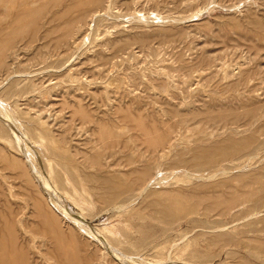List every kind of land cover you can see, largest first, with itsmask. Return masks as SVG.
I'll list each match as a JSON object with an SVG mask.
<instances>
[{
  "label": "rangeland",
  "instance_id": "374dc122",
  "mask_svg": "<svg viewBox=\"0 0 264 264\" xmlns=\"http://www.w3.org/2000/svg\"><path fill=\"white\" fill-rule=\"evenodd\" d=\"M51 10L41 31L34 23L23 32L28 22L0 16V135H7L0 136V246L20 264H264V148L203 175L171 168L174 153L166 154L160 177L168 185L160 189L189 190L211 174L207 184L223 180L197 194L206 198L200 215L171 224L148 196L110 204V191L103 194L104 181L119 175L124 187H140L146 160L164 145L188 152L234 130L248 133L225 126L264 113V0H103L72 11L60 42L67 23L53 22ZM42 178L60 180L55 191L65 207Z\"/></svg>",
  "mask_w": 264,
  "mask_h": 264
},
{
  "label": "bare ground",
  "instance_id": "6f19581e",
  "mask_svg": "<svg viewBox=\"0 0 264 264\" xmlns=\"http://www.w3.org/2000/svg\"><path fill=\"white\" fill-rule=\"evenodd\" d=\"M65 1L67 2L68 0H6V1H4V0H0V5H1V7H0V16H5V15H7V17H5V19H7V21L9 20V21H18V22H28V24H26V25H24V30H23V32H25V31H27L26 30V28H28V26H30V25H33L34 23H36V27H37V29H39L40 30V21L42 20V18H43V15L45 14V13H47V11H49L50 12V9H52L51 11L54 13V18L52 19V18H49V20L50 19H52L53 20V22L55 21V22H60L61 23V21L63 22L67 17H68V15L71 13H74V12H72V11H74V10H77L78 9V7H83L84 6V4H90V5H94V6H100L102 3H103V0H87L86 2H85V0H70L69 2L71 3V5H66V3H65ZM108 1V0H107ZM68 2V3H69ZM67 3V4H68ZM69 3V4H70ZM109 4V3H108ZM107 5V4H106ZM50 6L52 7V8H50ZM109 6V5H108ZM54 9H55V11H56V9H59V11H54ZM85 10V9H84ZM81 11H83V10H81ZM77 12V11H76ZM51 13V12H50ZM52 13V14H53ZM78 13V12H77ZM99 13V12H98ZM92 15V14H91ZM94 15V14H93ZM71 16V15H70ZM69 16V17H70ZM72 16H73V14H72ZM79 16V15H78ZM81 16V15H80ZM85 16V15H84ZM68 17V18H69ZM74 17V16H73ZM92 17H94V16H92ZM4 18V17H3ZM77 18V17H76ZM80 18V17H79ZM96 18V17H95ZM75 19V18H74ZM94 19V18H93ZM48 19H47V23H48V21H49ZM69 20V19H68ZM68 20H66L67 22H63L62 23V25L63 24H66L67 23V25H66V27H64L63 29H61V31H62V36L60 35V38L58 39V42H60V41H66L67 40V38H68V36H69V33L67 32V31H69V29H70V27H71V22H73L72 20H70V21H68ZM51 21V20H50ZM82 21V20H81ZM91 21V20H90ZM93 21V20H92ZM75 23H76V21H74ZM88 22H89V18H88ZM59 23V25L58 26H61V24ZM80 23V22H79ZM46 24V23H45ZM51 25V24H50ZM52 25H54V24H52ZM83 25V24H82ZM86 25H88V24H86ZM45 27H46V25H44ZM57 26V27H58ZM43 27V26H42ZM48 27V26H47ZM50 27V26H49ZM51 28H53V26L51 27ZM50 28V29H51ZM59 28H62V27H59ZM45 29V28H44ZM49 29V28H48ZM46 30V32L45 33H47V31H50V29L49 30ZM52 30V29H51ZM74 30V29H73ZM41 31V30H40ZM53 31V30H52ZM60 31V32H61ZM75 31V30H74ZM76 33H77V31H76ZM40 34V33H39ZM38 34V35H39ZM59 35V34H58ZM43 37H44V35H42ZM50 36V32L49 33H47L46 35H45V39H47V42H48V40L50 41V39L52 40V38H50L49 37ZM75 36H76V34H75ZM78 36V35H77ZM16 37H17V39H27V38H25V36L24 35H22V34H20L19 32L17 33V35H16ZM52 37V36H51ZM58 37V36H57ZM74 37V36H73ZM125 37H127V36H125ZM136 37V36H135ZM28 38L30 39V38H32V35H29L28 36ZM50 38V39H49ZM75 38V37H74ZM132 38V37H131ZM136 38H138V37H136ZM56 39V38H55ZM73 40V39H72ZM132 40V39H131ZM123 41H124V39H123ZM46 42V43H47ZM71 42V41H70ZM14 43V42H13ZM12 43V44H13ZM45 43V44H46ZM54 44V43H53ZM135 44H137L136 42H135ZM55 45V44H54ZM53 45V46H54ZM70 45V44H69ZM63 46L64 45H62L61 47L63 48ZM118 46H120V45H118ZM13 47V46H12ZM25 47V46H24ZM122 47V46H121ZM124 47V46H123ZM64 49V48H63ZM117 49V48H116ZM118 50V49H117ZM64 52V51H63ZM38 54V53H37ZM99 54V53H98ZM102 59H104V57L102 58ZM2 67V66H1ZM5 69V68H4ZM69 69V68H68ZM71 71V70H70ZM64 75V74H63ZM13 83V82H12ZM15 84V83H14ZM14 84H12V85H10L11 86V88H14ZM10 88V87H9ZM10 88V89H11ZM16 89V88H15ZM9 90V89H8ZM8 90H6V91H8ZM16 91V90H15ZM14 94H12V96H13ZM8 96V95H7ZM10 96V95H9ZM6 97V96H5ZM264 111V110H263ZM3 112V111H2ZM263 113V112H262ZM2 116V115H1ZM2 119V118H1ZM3 119H4V117H3ZM73 120V119H72ZM7 121H9V120H7ZM74 121V120H73ZM1 122V121H0ZM221 122H223V121H221ZM3 123V122H2ZM2 123H0V124H2ZM6 123H10V122H6ZM218 122H216L215 120H214V124L216 125ZM38 124V123H37ZM37 124L36 125H32V126H35V127H32V126H30V128H31V130H32V128H36V126H37ZM10 125H11V123H10ZM227 126H229V128H233L232 126H237V127H240V128H242L243 126L245 127V129H246V131L248 132L246 135H241V136H236V134L239 132H235V130H234V132L232 133V134H227V135H229L226 139L224 138V136L225 135H222V137L224 138V140H222L221 139V141H215V143H209L208 145L207 144H199V145H197L196 146V144H195V148L193 149V147H191L192 148V151H191V148H188V149H190V151L188 150V152H185L184 150H181L180 151V149L179 150H176L175 148V145H164L162 148H161V150L159 149L158 151H154L153 152V154L151 155V159L149 160L148 159V157L150 158V154H149V156L147 157V158H145V159H148L149 161L147 162V160H146V162H145V164L146 163H148V164H146L145 166H144V169L142 170L141 169V173L139 174V176H138V182H139V185L141 184V186L139 187L138 185H131V186H128V185H126V187H124L123 186V184H122V182L123 181H125V180H127V179H125V178H120V175H119V178H118V176L117 177H111V174L110 175H103V178H104V176H110L111 178L109 179V180H105L104 181V186L105 187H107V188H105V189H107L105 192H103V194L105 193L106 194V192H108V191H110V197H108V196H106L105 198H107L108 200H109V202H110V204H112V203H124V202H126L127 203V201H131L132 202V200H137V198H139V197H145V196H148V197H146V199H147V205H149L151 208H153L152 210L155 212V214H157V215H159V216H161V218L163 219V221H165L167 224H171V223H173L174 221H176V219H179V218H182L185 214L186 215H188V214H193V213H197L198 214V212H199V207H202L203 205H204V203H205V201H206V198H204V197H199L197 194H199V193H202V192H207V191H210V190H215V189H218V188H220V187H222L223 186V180L222 181H220V182H213V183H211V184H207L208 183V180L210 179V178H212V174L210 175V177L209 178H206L205 180H206V182H202V183H200L199 184V182H198V184L197 185H195L193 188H191V189H189V190H182V189H180V190H172V188L174 189V187H165V188H167V189H165V188H161L160 189V187H163V186H167L168 185V183L165 181V177H164V180L160 177V171L162 170V167H163V163L162 162H165L164 160V158H166V154L168 155V153H174L171 157L173 158V160H172V162H171V164H169V162H168V159L166 160L167 162V164H169V166L170 165H175L176 167H177V165H180V166H182V168L184 167V168H189V169H191L192 171H194L195 172V174H198V175H203V173L204 172H206L208 169H213V168H216V169H218L219 167H217V166H220V165H222L223 164V162H237V161H239L240 159H242V158H244V157H248V158H251L252 156H254V155H258V152L262 149V148H264V113L263 114H260V112H251V113H248L247 115H245V117H244V119L243 118H237L234 122H232L231 124H226V128H227ZM231 126V127H230ZM242 126V127H241ZM0 127H2V126H0ZM225 127H224V129H225ZM236 127V128H237ZM4 128V127H3ZM29 128V129H30ZM38 128H40V127H38ZM0 129H2V128H0ZM5 129V128H4ZM28 129V130H29ZM43 129V128H42ZM41 129V130H42ZM228 129V128H227ZM245 129H243V130H245ZM3 130V129H2ZM6 130H8L7 128H6ZM5 130V131H6ZM33 130H35V129H33ZM33 130L31 131V132H33ZM40 130V129H39ZM38 130V131H39ZM221 130V129H220ZM226 130V129H225ZM229 130V129H228ZM239 130H242V129H239ZM242 130V131H243ZM5 131H3V133L5 132ZM13 131V130H12ZM30 131V130H29ZM36 131V130H35ZM97 131H99V130H97ZM9 132V131H8ZM241 132V131H240ZM40 133V132H39ZM47 134H48V132H46ZM7 134H10V132L9 133H7ZM31 134V133H30ZM33 134V133H32ZM42 134V133H41ZM105 134V133H104ZM224 134H226V132L224 133ZM4 135V134H3ZM3 135H0V136H2L3 137ZM44 135V134H43ZM237 135H240V134H237ZM4 136H6L7 137V135H4ZM31 136V135H30ZM219 136V135H218ZM1 137V138H2ZM27 137V136H26ZM42 138V137H41ZM220 139V138H219ZM6 140V139H5ZM42 140V139H41ZM110 140V139H109ZM201 140V139H200ZM204 140V139H203ZM8 143H9V141L8 140H6ZM199 141V140H198ZM167 142V141H166ZM204 142V141H203ZM208 141L205 139V142L204 143H207ZM11 143V142H10ZM144 143V142H143ZM162 143V142H161ZM197 143V142H196ZM201 143V142H200ZM110 144V143H109ZM127 144V143H126ZM24 145V144H23ZM15 146V145H14ZM14 146H12V147H14ZM27 146V145H26ZM112 146V145H111ZM125 146V145H124ZM2 147H4L3 145H2ZM110 147V146H109ZM116 147V146H115ZM130 147V146H129ZM136 147V146H135ZM6 148H8V147H6ZM18 148V147H17ZM178 148V147H177ZM29 149V148H28ZM128 149V148H127ZM135 149V148H134ZM138 149V148H137ZM151 149V148H150ZM181 149H183V147L181 148ZM15 150H16V148H15ZM50 150V149H49ZM132 150V149H131ZM136 150V149H135ZM144 150H146V149H144ZM149 150V149H148ZM56 151L57 150H55V153H56ZM60 151V150H59ZM62 151V150H61ZM140 151V150H139ZM142 151H143V149H142ZM142 151H140V152H142ZM166 151H167V153H166ZM10 152H12V151H10ZM23 152V151H22ZM25 152H27V153H29L27 150H25ZM75 152V151H74ZM80 152V151H79ZM19 153H21V152H19ZM57 153H58V151H57ZM66 153V151L64 152V153H62V154H65ZM88 153V152H87ZM149 153V152H148ZM264 153V152H263ZM10 154V153H9ZM24 154V153H23ZM33 154V153H32ZM61 154V155H62ZM68 154V153H67ZM77 154V153H76ZM37 155V154H36ZM51 155H52V153H51ZM60 155V154H59ZM69 155H71V154H69ZM68 155V156H69ZM144 155V154H143ZM259 155H263V154H259ZM24 156H26V160L27 161H29L30 160V158L28 157V156H30V155H28V154H25ZM67 156V157H68ZM83 156V155H82ZM28 157V158H27ZM42 157V156H41ZM53 157H55V156H53ZM63 157L65 158V155H63L62 156V159H63ZM66 157V158H67ZM69 157H71V156H69ZM74 156H72L70 159H72ZM111 157V156H110ZM169 157V156H168ZM256 157V156H255ZM255 157L253 158V159H255ZM260 157H262V158H264L263 156H260ZM18 158V157H17ZM21 158V157H20ZM25 158V157H24ZM59 158V157H58ZM57 157L55 158V159H58ZM76 158V157H75ZM82 158H85V157H82ZM103 158V157H102ZM105 158V157H104ZM140 158V157H139ZM259 158V157H258ZM69 159V160H70ZM164 159V160H163ZM50 160V159H49ZM65 160V159H64ZM66 160H68V158L66 159ZM69 160H68V162H66V163H69ZM92 160V159H91ZM104 159H102V161H103ZM108 160V159H107ZM140 162H141V160L140 159H138ZM249 160V159H248ZM259 160H261V159H259ZM262 160H264V159H262ZM58 161V160H57ZM70 161H72V160H70ZM74 161V160H73ZM76 161H77V159H76ZM250 161V160H249ZM257 161V160H256ZM30 162V161H29ZM49 162H51V161H49ZM58 162H60V163H62V161H58ZM149 162L151 163V164H149ZM240 162V161H239ZM243 162V161H242ZM91 163V162H90ZM256 163V162H255ZM262 163V162H261ZM264 163V162H263ZM30 164H31V162H30ZM83 164V163H82ZM81 164V165H82ZM230 164V163H229ZM240 164V163H239ZM247 164V163H246ZM252 164V163H251ZM259 164H260V162H259ZM258 164V165H259ZM85 165V164H84ZM95 165V164H94ZM103 165H105V164H103ZM112 165V164H111ZM110 165V166H111ZM114 165H115V163H114ZM224 165V164H223ZM257 165V166H258ZM19 166V165H18ZM29 166H31V165H28V167ZM87 166V165H86ZM107 166V165H106ZM109 166V167H110ZM174 166V167H175ZM255 166H256V164H255ZM1 167H3V166H1ZM27 167V166H26ZM34 167V166H33ZM36 167V166H35ZM34 167V168H35ZM47 167H49V166H46V168ZM82 167H83V165H82ZM105 167V166H104ZM112 167V166H111ZM171 167V166H170ZM30 168H32V167H30ZM166 168L167 169H171V168H173V167H171V168H168V166H166ZM246 168V167H245ZM66 169V168H65ZM78 169V168H77ZM86 169H89V168H86ZM101 169V168H100ZM104 169V168H103ZM108 169V168H107ZM110 169V168H109ZM164 169V168H163ZM185 169V170H186ZM29 170V169H28ZM32 170H33V168H32ZM35 170V169H34ZM79 170H80V168H79ZM105 170V169H104ZM191 170H189V171H191ZM219 170V169H218ZM239 170V169H238ZM237 170V171H238ZM36 171H37V169H36ZM50 171H52V170H50ZM54 171H56V170H54ZM109 171V170H108ZM110 171H112V170H110ZM109 171V172H110ZM191 171V172H192ZM229 172H230V170H228ZM234 171V170H233ZM31 172V171H30ZM49 172V171H48ZM47 172V173H48ZM53 172V171H52ZM61 172V171H60ZM101 172H103L102 171V169H101ZM162 172V171H161ZM220 172V171H219ZM20 173H22V172H20ZM55 173V172H54ZM57 173V172H56ZM104 173V172H103ZM190 173V172H189ZM202 173V174H201ZM207 173H209V170H208V172ZM19 174V173H18ZM36 174V173H35ZM50 174H51V172H50ZM60 174V176H62L61 174L62 173H59ZM68 174V173H67ZM206 174V173H205ZM214 174H216V173H214ZM32 175V174H31ZM40 175H41V173H40ZM87 175H89V174H87ZM91 175V174H90ZM95 175H98V174H95ZM114 175V173L112 174V176ZM41 176H43V175H41ZM41 176H38V177H41ZM48 176H49V174H48ZM58 176V175H57ZM116 176V175H115ZM190 176H192L193 177V175H190ZM197 176V175H196ZM214 176V175H213ZM37 177V176H36ZM37 177V178H38ZM44 177V176H43ZM51 177V176H50ZM49 177V178H50ZM73 177V176H72ZM87 177V176H86ZM92 177H93V175H92ZM97 177V176H96ZM101 178H102V176H100ZM200 177H202V176H200ZM208 177V176H207ZM33 178V177H32ZM37 178H35L36 179V182H37ZM45 178V177H44ZM44 178H42L41 179V181L43 180V182H41L40 183V181H39V183L41 184V186H43L44 187V189L47 191V193H49V194H51V196H52V198H54L55 200H56V203L57 204H59L61 207L62 206H64V204L61 202V201H59V198L57 197V195H56V191L55 190H57V187L55 188V186H56V183H59L60 182V180H59V182L58 181H51V179H49V180H45ZM88 178V177H87ZM106 178V177H105ZM193 178H195V176L193 177ZM196 178H198V177H196ZM196 178H195V180H196ZM34 179V178H33ZM34 179V180H35ZM48 179V178H47ZM53 179H55V177L53 178ZM57 179V178H56ZM58 179H60L59 177H58ZM65 179V178H64ZM67 179V178H66ZM72 179V178H71ZM95 179V178H94ZM202 179V178H201ZM213 179V178H212ZM230 178H228V180H229ZM39 180H40V178H39ZM90 180V179H89ZM97 180V179H96ZM189 180V179H188ZM204 180V179H203ZM220 180H221V178H220ZM186 181V180H185ZM213 180H211V182H212ZM14 182V181H13ZM68 182V181H67ZM74 182V181H73ZM137 182V181H136ZM192 181H190V183H191ZM9 183H11V182H9ZM63 183V182H62ZM70 183H71V181H70ZM94 183V182H93ZM95 183H96V181H95ZM187 184H188V182H186ZM194 183V182H193ZM99 184H101V183H99ZM132 184H134V183H132ZM14 185V184H13ZM59 186H60V184H58ZM64 185V184H63ZM95 185V184H94ZM96 185H98V183L96 184ZM95 185V186H96ZM176 188V187H175ZM16 189H18V188H16ZM59 189H61V188H59ZM58 189V190H59ZM168 189H171V190H168ZM12 190V189H11ZM45 191V192H46ZM103 191V190H102ZM185 191L187 192V193H185ZM58 192V191H57ZM60 192V191H59ZM68 192V191H67ZM97 192V191H96ZM95 192V193H96ZM99 192V191H98ZM101 192V191H100ZM101 194H102V192H101ZM104 194V195H105ZM109 194V193H108ZM108 194H106V195H108ZM191 195V194H193L192 196H197V198H195V197H188V195ZM13 195V194H12ZM99 195V194H98ZM50 196V195H49ZM88 196V195H87ZM14 197V196H13ZM93 197V196H92ZM96 197V196H95ZM15 198V197H14ZM17 198V197H16ZM99 198V197H98ZM99 199H102V198H99ZM152 199V200H151ZM108 202V201H107ZM56 203H54V204H56ZM105 203H106V201H105ZM235 203V201H233V202H231V203H227L225 206H224V204H222V205H219L218 206V209L220 210V211H222L221 210V207H224V208H226V209H228V207H229V205H232V204H234ZM57 204H56V206H57ZM62 204V205H61ZM109 204V205H110ZM128 204V203H127ZM121 205V204H120ZM119 205V206H120ZM5 206H6V204H5ZM60 206H58L59 208H60ZM125 206H127V205H125ZM124 206V207H125ZM18 207V206H17ZM65 207V206H64ZM67 208V207H66ZM116 208V207H115ZM15 210H16V207L14 208ZM68 209V208H67ZM67 209H65V210H67ZM14 210V211H15ZM60 210V209H59ZM62 210V209H61ZM211 210L210 209H207V211L206 212H210ZM61 212V211H60ZM63 212H64V208H63ZM67 212H69V211H67ZM206 212H205V214H206ZM15 213V212H14ZM63 214V213H62ZM65 214V213H64ZM68 214V213H67ZM204 214V215H205ZM199 215H200V212H199ZM67 216V215H66ZM66 216H65V218H66ZM71 216V214L69 215V217ZM74 221H75V223H77L78 225H80L82 228H83V226H84V224H83V222H81V220L80 219H78L77 217H75V218H72ZM220 228H222V226L220 227ZM91 233V232H90ZM91 235H93V236H95V238H98L99 239V241L102 243L103 242V244H104V241H106V240H101V238H99L98 236H96L97 234H95L94 232H92V234ZM92 238V237H91ZM94 238V237H93ZM92 238V239H93ZM27 240V239H26ZM92 241H94V240H92ZM99 242V243H100ZM106 243V242H105ZM145 243V242H144ZM240 244V243H239ZM107 245V244H106ZM111 245V244H110ZM112 246V245H111ZM6 247L4 246V245H1L0 246V264H20V263H18L14 258H13V256H12V253H13V251H9L8 252V250L9 249H5ZM259 248H260V246H259ZM159 249V248H158ZM112 250H114V249H112ZM100 255V254H99ZM98 256V255H97ZM104 256V255H103ZM101 257H102V255H101ZM105 257H106V255H105ZM105 257H103V258H105ZM114 258V257H113ZM126 258V257H125ZM128 258V257H127ZM115 259V258H114ZM104 260V259H103ZM111 260V259H110ZM125 260V259H124ZM59 261V260H58ZM109 261V260H108ZM115 261H116V259H115ZM126 261H127V259H126ZM47 262V261H46ZM130 262V261H129ZM109 263V262H108ZM111 263H114V262H112L111 261ZM120 263H121V261H120Z\"/></svg>",
  "mask_w": 264,
  "mask_h": 264
}]
</instances>
